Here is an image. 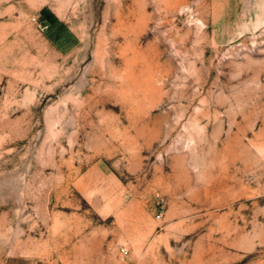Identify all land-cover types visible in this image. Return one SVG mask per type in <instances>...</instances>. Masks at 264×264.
Listing matches in <instances>:
<instances>
[{
  "label": "rangeland",
  "instance_id": "374dc122",
  "mask_svg": "<svg viewBox=\"0 0 264 264\" xmlns=\"http://www.w3.org/2000/svg\"><path fill=\"white\" fill-rule=\"evenodd\" d=\"M0 264H264V0H0Z\"/></svg>",
  "mask_w": 264,
  "mask_h": 264
},
{
  "label": "built area",
  "instance_id": "2783aa9c",
  "mask_svg": "<svg viewBox=\"0 0 264 264\" xmlns=\"http://www.w3.org/2000/svg\"><path fill=\"white\" fill-rule=\"evenodd\" d=\"M120 251H121L122 254H127V249H126V247H124V246H122V247L120 248Z\"/></svg>",
  "mask_w": 264,
  "mask_h": 264
}]
</instances>
